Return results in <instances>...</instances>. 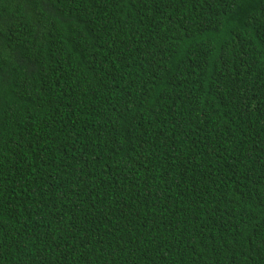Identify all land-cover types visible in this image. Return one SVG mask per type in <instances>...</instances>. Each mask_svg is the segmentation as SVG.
<instances>
[{
  "label": "trees",
  "instance_id": "1",
  "mask_svg": "<svg viewBox=\"0 0 264 264\" xmlns=\"http://www.w3.org/2000/svg\"><path fill=\"white\" fill-rule=\"evenodd\" d=\"M0 264H264V0H0Z\"/></svg>",
  "mask_w": 264,
  "mask_h": 264
}]
</instances>
